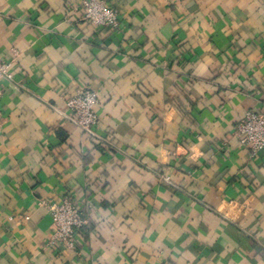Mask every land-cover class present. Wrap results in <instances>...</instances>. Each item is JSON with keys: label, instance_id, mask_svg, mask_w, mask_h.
I'll return each mask as SVG.
<instances>
[{"label": "crops", "instance_id": "obj_1", "mask_svg": "<svg viewBox=\"0 0 264 264\" xmlns=\"http://www.w3.org/2000/svg\"><path fill=\"white\" fill-rule=\"evenodd\" d=\"M80 1L0 0V264H264V150L233 135L264 112V0H107L114 31ZM65 197L76 250L40 205Z\"/></svg>", "mask_w": 264, "mask_h": 264}, {"label": "built area", "instance_id": "obj_2", "mask_svg": "<svg viewBox=\"0 0 264 264\" xmlns=\"http://www.w3.org/2000/svg\"><path fill=\"white\" fill-rule=\"evenodd\" d=\"M75 11L81 12L80 19L95 27L110 31L119 28V13L110 6L107 0H81ZM9 62H0V86L2 81H12L9 72ZM1 94V89H0ZM98 103L96 91L84 87L78 89L72 96L64 100V114L80 130L92 133V128L98 124L95 111ZM233 135L239 146L249 150L252 157L264 150V112L249 110L235 124ZM51 221V240L68 250H76L82 229L88 223L87 212L69 197L58 202L41 201Z\"/></svg>", "mask_w": 264, "mask_h": 264}]
</instances>
